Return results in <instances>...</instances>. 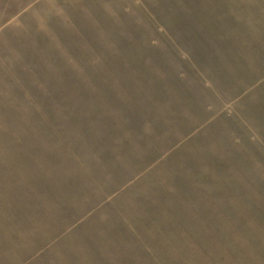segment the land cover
Returning <instances> with one entry per match:
<instances>
[{
	"label": "rangeland",
	"instance_id": "1",
	"mask_svg": "<svg viewBox=\"0 0 264 264\" xmlns=\"http://www.w3.org/2000/svg\"><path fill=\"white\" fill-rule=\"evenodd\" d=\"M0 264H264V0H0Z\"/></svg>",
	"mask_w": 264,
	"mask_h": 264
}]
</instances>
